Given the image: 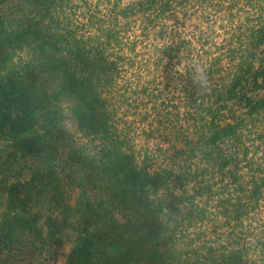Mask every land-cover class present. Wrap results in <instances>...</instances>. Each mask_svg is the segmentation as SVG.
Returning a JSON list of instances; mask_svg holds the SVG:
<instances>
[{"label":"trees","instance_id":"obj_1","mask_svg":"<svg viewBox=\"0 0 264 264\" xmlns=\"http://www.w3.org/2000/svg\"><path fill=\"white\" fill-rule=\"evenodd\" d=\"M3 1L0 264H257L254 255L264 243L256 242L255 250L240 242L217 248L197 246L194 239L183 245L179 236L186 221L196 225L211 214L225 225L233 221L242 233L249 204L264 198V177L247 187L236 151L226 153L242 135L233 105L249 116L264 111V22L259 19L246 41L239 37L246 45L239 57L230 52V79L212 94L186 87L202 123L198 139L186 135L177 149L186 164L175 169L155 167L119 127L125 119L107 96L122 68L110 52L119 38L114 27L100 26L96 37L79 33L61 19L65 0ZM187 1L139 3L144 12L160 15ZM220 58L210 63V72L220 71ZM78 133L95 149L81 145ZM195 149L207 157L192 171L187 163ZM206 194L217 196L213 211L197 201Z\"/></svg>","mask_w":264,"mask_h":264},{"label":"rangeland","instance_id":"obj_2","mask_svg":"<svg viewBox=\"0 0 264 264\" xmlns=\"http://www.w3.org/2000/svg\"><path fill=\"white\" fill-rule=\"evenodd\" d=\"M140 1L144 0H65L61 19L79 33L93 37L100 35V26L115 28L119 38L110 45V52L120 58L122 68L107 96L117 117L125 119L119 127L127 131L128 141L142 157L152 156L155 167L177 169L185 162L177 149L184 147L186 135L198 139L202 123L198 113L191 111L186 87L212 94L220 81L231 78L235 66L229 54L233 51L239 57L246 47L239 37L246 41V34L258 27L260 20L264 22V0H188L183 5L175 3L173 10L160 15L141 10ZM260 51L264 54V44ZM219 55L220 71L210 72V63ZM238 106L233 105L235 115L242 118V135L238 146L229 144L226 153L236 151L239 171L247 187H254L264 177V111L249 116L246 108ZM77 139L88 149H95L82 134L78 133ZM206 157L195 149L187 164L194 171ZM214 179L220 180L217 176ZM261 189L264 191V184ZM192 192L189 185L187 193ZM216 198V194H206L197 201L213 211ZM187 203L184 200L181 206ZM248 207L250 215L242 233H237L233 221L225 225L222 217L211 214L196 225L186 221V229L179 236L182 244L194 239L197 246L211 243L219 248L226 242H240L255 250L256 242L259 247L264 243V198ZM256 257L257 264H264V251L256 252Z\"/></svg>","mask_w":264,"mask_h":264}]
</instances>
